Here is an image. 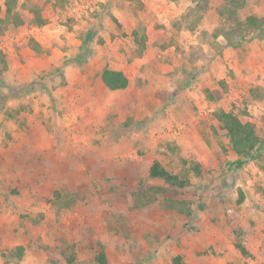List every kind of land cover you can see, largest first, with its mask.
<instances>
[{
  "label": "rangeland",
  "instance_id": "374dc122",
  "mask_svg": "<svg viewBox=\"0 0 264 264\" xmlns=\"http://www.w3.org/2000/svg\"><path fill=\"white\" fill-rule=\"evenodd\" d=\"M16 2L26 24H0V264H65L62 243L81 264H95L97 243L109 264H264V29L228 44L227 0ZM239 12L263 17L264 0ZM105 69L128 88L107 89ZM219 110L255 125L248 159ZM183 161L204 175L167 196L191 201L192 217L165 211L164 197L135 206L141 186H161L155 162L179 174ZM55 192L71 207L54 206Z\"/></svg>",
  "mask_w": 264,
  "mask_h": 264
},
{
  "label": "trees",
  "instance_id": "16d2710c",
  "mask_svg": "<svg viewBox=\"0 0 264 264\" xmlns=\"http://www.w3.org/2000/svg\"><path fill=\"white\" fill-rule=\"evenodd\" d=\"M247 0H227L225 3V11L221 14L225 16L227 29L218 31L219 36H223L228 44L234 45L235 39H246L249 35L260 32L264 29V16L249 15L242 18L240 10L246 7ZM16 0H8L6 10L3 11L0 19V24H11L14 27H20L26 24L24 17L17 11ZM33 19L31 23L34 26L42 27L47 21L37 9L32 10ZM0 64L4 69L7 68L5 56L0 52ZM101 80L104 86L110 91L126 90L129 86V79L127 75L121 71L105 69L102 72ZM209 99H213L211 91L206 90ZM214 118L221 125L222 130L226 132L229 140L231 151L240 159H248L255 153L260 144L261 139L257 134L256 127L251 122H243L240 117L233 113L224 110H219L213 115ZM244 161H240L243 164ZM183 172L175 174L168 171L159 162H155L149 168V179L153 182L161 184V186H150L148 188L141 186V188L133 193V200L135 206L138 208L146 207L148 205L160 202V198L164 197L161 202L165 211L175 212L187 217H192L194 214L193 203L187 200L176 199L172 196H167L172 192L178 193L180 190L188 189L192 182L190 175L195 178H202L204 171L198 162L183 161ZM53 205L61 209H68L74 202L71 197H63L60 193H54ZM110 231L111 228H110ZM122 236H119L121 238ZM96 254L94 256L95 264H109L106 247L102 243H97ZM241 254H247V251L242 245H236ZM56 253L62 258L65 264H81L77 261V252L74 245L62 243L55 247ZM23 247H18L15 250V256L20 260L23 257ZM172 264H183L181 256L174 257Z\"/></svg>",
  "mask_w": 264,
  "mask_h": 264
}]
</instances>
